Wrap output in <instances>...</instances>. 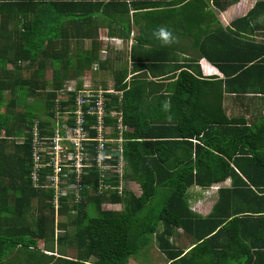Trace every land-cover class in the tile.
<instances>
[{
	"label": "trees",
	"instance_id": "trees-1",
	"mask_svg": "<svg viewBox=\"0 0 264 264\" xmlns=\"http://www.w3.org/2000/svg\"><path fill=\"white\" fill-rule=\"evenodd\" d=\"M30 1L0 0V264H127L149 238L167 264H264V112L247 123L227 117L221 107L223 92L264 95V42L248 39L252 27L264 24L255 21L264 0H254L233 20L234 35L206 33L200 21L190 29L194 0L178 5L185 16L181 21L174 22V13L169 17L171 10L154 14L159 18L151 24L185 27L182 37L192 40L197 56L214 64L225 79L202 80L198 72L187 71L197 58L171 66L180 70L167 97L147 98L153 83L130 80L124 89L115 78L112 90L120 95L104 94L105 103L121 109L128 130L122 133V152L113 157L123 159V177L138 184L139 194L91 193L96 172L90 169L89 191L83 189L78 201H61L56 209L48 202L49 190L34 188L28 178L33 120L41 134L62 82L99 63L98 51L53 48L68 37H92L59 29L64 20L79 24L89 18L32 16L30 9L51 7ZM222 37L223 45L216 44ZM170 52L147 51L144 67L151 73L157 64L164 67L171 62ZM227 177L231 185L217 188L210 212L204 217L192 213L188 188H206ZM105 203L121 209L101 208ZM55 220L63 231L54 235ZM183 235L189 239L184 248L176 243Z\"/></svg>",
	"mask_w": 264,
	"mask_h": 264
},
{
	"label": "crops",
	"instance_id": "crops-1",
	"mask_svg": "<svg viewBox=\"0 0 264 264\" xmlns=\"http://www.w3.org/2000/svg\"><path fill=\"white\" fill-rule=\"evenodd\" d=\"M178 1L31 0V3H42L44 7H51V9L49 10L47 8L44 12H40L39 9L37 11L30 9L29 11L32 16H41V13H45L46 16H54L62 19L89 18L86 22L79 24L71 20L68 22L64 20L59 29L66 35H80L87 32L92 37L84 39L68 37V41L63 39L61 40V46L56 44L53 48L70 50L95 48L98 51L99 63L93 62L91 66L96 64L97 69L94 72L90 66L89 69L82 70L79 79H86V74L99 75L101 79L98 85L95 84V87H98V89L113 88L115 78L125 85V87L123 86L124 89H128L131 86V83H129L130 80L153 83V85L148 87L151 90V94L147 95V98L153 99L155 96L167 97L166 95L171 93V88L180 70V68H177L171 71V66L175 64L178 66L185 65L189 63L186 60L187 58H197L196 61L190 63L192 67L189 70L187 68L185 69L189 72H198L197 76L200 79L207 81L220 80L222 82L225 79V75L214 64L202 56H197L198 52H196V47L193 45L192 40L182 37L181 33L185 27L169 24L157 26L150 23L153 19L159 18L154 15L155 13H161V11L165 10H171L169 17L174 13L172 14L174 22L184 19L185 16L182 11L177 10V7L179 4L188 0ZM193 3L196 9L190 15L194 21L190 29L195 28L200 21V26L204 28L203 30L206 33L212 34L216 32L220 36V30L231 35L237 32V29L231 25L233 20L243 16L252 7L254 0H194ZM200 3H203V6L199 7ZM256 18L257 20L255 21H264V11L256 12ZM159 29L168 30L174 36L169 37L166 42L164 37L156 35ZM239 32L243 34L242 31ZM249 32L248 39L250 42H264V24L252 27V31ZM238 39H241L240 41L247 40L246 37H238ZM224 42L223 37L216 40V44L223 45ZM2 43L3 39H0V44ZM206 44L212 45L211 41H207ZM151 49L168 50L171 51L169 56H172L171 62L170 60L165 62L163 64L164 67H159L158 65L161 64H157L156 69L152 73L143 65L146 63L143 57ZM183 50L186 52H182ZM224 52H227V49ZM198 60L204 61V68ZM171 76L173 77L167 78ZM221 107L227 117H242L248 123L252 120V117H257L264 112V95L257 94L253 96L251 93L234 94L231 92H223L221 95ZM190 141L193 144L198 143L196 139H191ZM129 181L136 186L138 185L132 180ZM230 181L231 179L227 177L223 181L214 183L209 187L212 188L218 184L221 187H230ZM190 187L205 189L195 185ZM133 189L134 186L131 185L128 189L124 190L133 192ZM214 190H217V188ZM194 196L196 195L189 193V197ZM112 205H114L112 207L116 208L118 203ZM211 206L205 212H202L197 207L189 209L192 213L204 217L210 212ZM106 207L111 206L106 205ZM43 252L46 254L50 253L48 251Z\"/></svg>",
	"mask_w": 264,
	"mask_h": 264
},
{
	"label": "built area",
	"instance_id": "built-area-1",
	"mask_svg": "<svg viewBox=\"0 0 264 264\" xmlns=\"http://www.w3.org/2000/svg\"><path fill=\"white\" fill-rule=\"evenodd\" d=\"M96 68V64H94ZM65 80L51 105V119L42 133L33 120L30 135V168L28 178L34 188L49 190L48 202L54 209L61 201L76 202L83 189L89 191V170L96 172L91 193L117 194L124 191V161L114 152H122L121 109L106 107L104 94H119L107 89H94L76 80ZM120 97L118 96V102ZM46 121V118L45 120ZM113 203H105L110 205Z\"/></svg>",
	"mask_w": 264,
	"mask_h": 264
},
{
	"label": "rangeland",
	"instance_id": "rangeland-1",
	"mask_svg": "<svg viewBox=\"0 0 264 264\" xmlns=\"http://www.w3.org/2000/svg\"><path fill=\"white\" fill-rule=\"evenodd\" d=\"M198 61L200 62V64L204 68V64H205L204 61H202V60H198ZM91 69H92V71H94L97 69V67L95 68V66L92 65ZM80 76H81V74L76 76L75 78H71V79L76 80ZM85 76H86V79H79L80 84L82 81H84L83 84L89 86L91 89L92 88L98 89V87H95L96 86L95 84L98 85V82L101 79L100 76L97 74H86ZM46 77H47V79H49V77H50V70L49 69L46 72ZM71 79H68L67 81H69ZM5 96H7V95H5ZM26 101L31 102L32 98H27ZM122 184H123V186H122L123 188H125L127 186L130 187L131 185L134 186L133 192L135 194L139 193L138 185L136 186L135 184H132V182L129 181V179H127L126 181H123ZM230 184H231V181H230ZM128 187L125 189H128ZM218 187H221V185L218 184L215 187H212V188L208 187L205 189H198V188H194V187H189L188 192L191 194H194L196 196L188 197V200H187L188 201V207L189 208L197 207L202 212L207 211L210 208L211 204L213 203V201L216 197V195H215L216 193H214L216 190H214V189L218 188ZM31 204L34 208V206L36 205V201L33 200L31 202ZM32 212L35 213L34 209ZM62 231L63 230L58 227V224L56 223V220H55V224H53V234L54 235L60 234ZM176 243H177V245H181L182 248H184L189 244V239L183 235L180 239V243L178 241H176ZM38 247L39 248L43 247V244L41 241L38 242ZM70 254H72V253H70ZM127 264H167V263H166L165 257L156 248L154 240L149 238L146 245L144 247L140 248L136 255H134L128 259Z\"/></svg>",
	"mask_w": 264,
	"mask_h": 264
},
{
	"label": "clouds",
	"instance_id": "clouds-1",
	"mask_svg": "<svg viewBox=\"0 0 264 264\" xmlns=\"http://www.w3.org/2000/svg\"><path fill=\"white\" fill-rule=\"evenodd\" d=\"M156 35L164 37L165 41L167 42L171 34L168 31H166L165 29H159L157 31ZM113 204H117V203H113ZM100 206H101V208H104V209H107V210H120L121 209L120 208V206H121L120 204H118L116 208H108L104 204H102Z\"/></svg>",
	"mask_w": 264,
	"mask_h": 264
}]
</instances>
